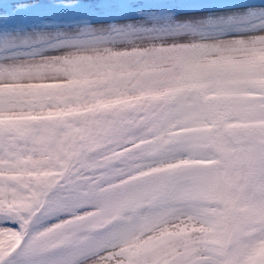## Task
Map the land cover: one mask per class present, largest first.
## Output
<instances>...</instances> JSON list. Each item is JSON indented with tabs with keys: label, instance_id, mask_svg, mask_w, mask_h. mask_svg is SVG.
<instances>
[{
	"label": "snow or ice",
	"instance_id": "6c2138e0",
	"mask_svg": "<svg viewBox=\"0 0 264 264\" xmlns=\"http://www.w3.org/2000/svg\"><path fill=\"white\" fill-rule=\"evenodd\" d=\"M0 264H264V0H0Z\"/></svg>",
	"mask_w": 264,
	"mask_h": 264
}]
</instances>
